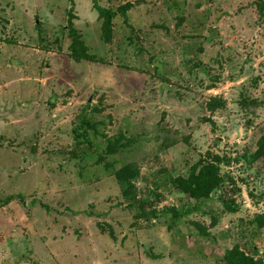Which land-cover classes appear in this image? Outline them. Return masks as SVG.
Masks as SVG:
<instances>
[{
	"label": "rangeland",
	"instance_id": "1",
	"mask_svg": "<svg viewBox=\"0 0 264 264\" xmlns=\"http://www.w3.org/2000/svg\"><path fill=\"white\" fill-rule=\"evenodd\" d=\"M94 1L0 0V264H264V0Z\"/></svg>",
	"mask_w": 264,
	"mask_h": 264
},
{
	"label": "trees",
	"instance_id": "2",
	"mask_svg": "<svg viewBox=\"0 0 264 264\" xmlns=\"http://www.w3.org/2000/svg\"><path fill=\"white\" fill-rule=\"evenodd\" d=\"M94 8L98 13V17L102 20L101 22V39L104 42H110L112 39V25L113 19L116 16V12L121 11L125 15L127 10L125 6L119 7L116 11L109 8H105L99 5L96 0L93 3ZM73 18L72 7L68 11V32L71 39L69 44V54L75 60H89L98 61L99 58L93 54L89 53L87 45L81 38V35L73 27L71 19ZM38 29L40 27L38 26ZM217 106V104H216ZM81 128L86 129L85 124L81 125ZM116 143L109 145L110 148L116 149ZM115 151V150H114ZM264 154V133L261 135L258 143V148L254 153H251L248 158L251 161L258 159ZM223 178L219 173V168L216 164L210 163H194L191 167L190 173L187 177L177 175L173 177L174 187L180 189L183 192L189 193L194 197H206L215 189L221 187L223 183ZM228 207L232 208L231 204H227ZM225 256L229 264H263L261 260H253L251 257L244 256L240 251L239 247L236 245L232 249L225 252Z\"/></svg>",
	"mask_w": 264,
	"mask_h": 264
}]
</instances>
